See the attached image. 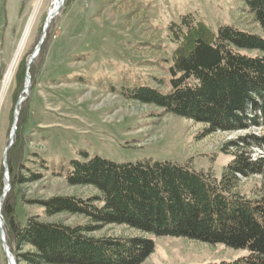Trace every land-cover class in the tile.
Wrapping results in <instances>:
<instances>
[{"label": "rangeland", "instance_id": "1", "mask_svg": "<svg viewBox=\"0 0 264 264\" xmlns=\"http://www.w3.org/2000/svg\"><path fill=\"white\" fill-rule=\"evenodd\" d=\"M53 3L19 0L1 16L0 196L5 187L3 152L14 107L25 85L26 63ZM186 15L213 32L233 26L262 34L245 0L63 1L28 69L30 87L18 106L9 166L6 155L9 183L12 176L15 181L7 195L18 225L32 217L72 227L91 225L79 215L45 216L38 204L55 197L89 199L98 195L90 186H70L65 180L69 162L82 161V153L117 164L148 159L186 163L220 178L239 150L240 138L264 135V128L257 127L205 134L200 123L129 97L140 87L166 91L168 68L180 43L171 26ZM247 153L251 160H264L263 150L253 148ZM238 179L236 193L250 200L260 196L259 175ZM4 227L5 221V243L18 264ZM85 235L95 239H151L153 252L141 264H210L247 255L244 249L222 244L156 238L125 225H107ZM0 264H7L1 235Z\"/></svg>", "mask_w": 264, "mask_h": 264}, {"label": "trees", "instance_id": "2", "mask_svg": "<svg viewBox=\"0 0 264 264\" xmlns=\"http://www.w3.org/2000/svg\"><path fill=\"white\" fill-rule=\"evenodd\" d=\"M245 5L261 35L233 26L213 32L190 15L182 16L171 26L180 43L168 68L166 91L140 87L129 97L200 123L205 134L264 128V0H245ZM253 148L264 151V135L240 138L239 150L220 178L186 163L148 159L117 164L82 153V161L69 162L65 180L70 186H90L98 195L38 204L45 216L79 215L91 225L65 226L37 217L18 225L7 193L1 205L6 240L14 244L18 264H141L153 252L151 239L85 235L125 225L156 238L247 251L233 261L210 264H264V160H251L247 152ZM251 175L261 177V186L260 196L250 200L235 189L238 176ZM25 248L29 250L20 253Z\"/></svg>", "mask_w": 264, "mask_h": 264}, {"label": "water", "instance_id": "3", "mask_svg": "<svg viewBox=\"0 0 264 264\" xmlns=\"http://www.w3.org/2000/svg\"><path fill=\"white\" fill-rule=\"evenodd\" d=\"M63 4V0H60V3L56 9L55 12L51 13L49 12L46 19H45V22H44V25H43V28H42V34H41V37L35 47V50L34 52L32 53V55L29 57V60L27 61L26 63V73H25V76H24V81H25V85L23 87V90L15 104V107H14V112H13V123H12V127H11V132H10V135H9V141H8V144L7 146L5 147L4 149V152H3V158H2V164H3V168H4V177H3V182L5 185L4 189L2 190V193H1V196H0V235H1V243H2V248H3V252L5 254V258H6V261H7V264H15V261L13 259V257L11 256L10 254V251L5 243V239H4V232H3V218H2V214H1V205H2V201L4 200L6 194L8 193L9 189H10V183H9V179H8V170H7V164H6V155H7V152L9 151V149L11 148L12 144H13V140H14V137H15V131H16V121H17V117H18V106L20 105V103L24 100V97L23 95L27 94V91L30 87V77L28 75V69L30 68L35 56L37 55L39 49H40V46L42 45L43 41H44V38L46 36V31L50 25V22H51V19L57 14L59 8L62 6Z\"/></svg>", "mask_w": 264, "mask_h": 264}, {"label": "crops", "instance_id": "4", "mask_svg": "<svg viewBox=\"0 0 264 264\" xmlns=\"http://www.w3.org/2000/svg\"><path fill=\"white\" fill-rule=\"evenodd\" d=\"M19 0H2V5L0 7V22H1V16H4L3 14L6 12L8 8H13L14 4L18 2ZM10 14L12 13V10H9Z\"/></svg>", "mask_w": 264, "mask_h": 264}, {"label": "bare ground", "instance_id": "5", "mask_svg": "<svg viewBox=\"0 0 264 264\" xmlns=\"http://www.w3.org/2000/svg\"><path fill=\"white\" fill-rule=\"evenodd\" d=\"M63 1H64V0H63ZM59 3H60V0H54L53 7H52L51 11H49V12H51V13L55 12L56 9H57V7H58V5H59ZM27 92H28V91H27ZM5 185H6V184H5Z\"/></svg>", "mask_w": 264, "mask_h": 264}]
</instances>
